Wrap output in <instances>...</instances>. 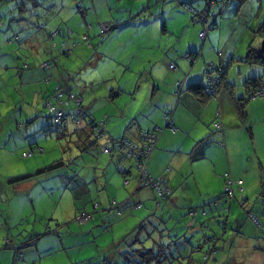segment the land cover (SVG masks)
Segmentation results:
<instances>
[{"label": "crops", "instance_id": "1", "mask_svg": "<svg viewBox=\"0 0 264 264\" xmlns=\"http://www.w3.org/2000/svg\"><path fill=\"white\" fill-rule=\"evenodd\" d=\"M47 1L49 0H27L24 2L30 9H38L36 14L25 5L23 7L21 0L22 4L18 5L20 10L17 9V6H12L14 3L5 4L12 7V14L19 10L18 18L14 17V21L9 26V32L13 30L14 22L27 21L31 12L35 15L30 17H36L38 20L30 30L23 34V37L27 35L24 38L25 44L30 49L27 57L23 58L19 51L20 45L17 46L15 38L11 37L13 41H7L6 48L8 50L13 49L12 53L10 52V59L14 58L17 63L12 64L4 59V66L6 69H16L14 73L17 72L21 84L35 87L34 93L38 99L37 103H45L46 106L48 98L58 87L71 91L81 99L84 113L88 114L90 118L93 117L97 122L105 121L102 136L97 141L94 140L97 147L100 145L99 142L104 141L102 153L110 157V161L106 167H103L101 173L97 174L95 170L93 175H85L84 180L81 181L82 189L79 191V196L82 208L79 206L75 215L80 211H86L93 214L94 218L86 225V228L78 229L77 233L75 227H68L69 236L76 234L83 236L75 246H70L69 239L66 240L62 236L61 238L50 236L44 239H42L43 236H39L32 246L26 247L25 245L30 239L37 237L35 236L37 232L34 233L35 235L32 234L33 236L27 241L21 240V232H13L10 219L8 220L9 217H12L10 215L11 210L15 208L13 198L18 193L17 189L34 179L12 186L13 195L10 196L7 192L6 199L0 197V264H42V260L50 257L51 253L56 250H67L90 244L91 242L87 240L86 236L97 235L96 229L98 232L103 229L114 233L116 228L120 230L121 236L119 241L116 242V238H114L109 245L108 252H111L110 254H105V252L104 258L101 256L97 260L98 256L94 258L70 256V264L73 262H75L73 264H81L82 262H89V264H126V254L131 252V247L138 248L140 246L158 249L162 252L161 260H164L165 264L168 262L171 264H188L189 262H191L190 264H264V232H262L264 225H258L259 221L250 217L255 225L260 226L257 230L246 218V215L242 214L234 221L238 225L236 226L237 232L231 231L234 223L231 224L230 220L235 205L226 196L220 199L226 190V175H228L229 181L234 182V199L237 198V195L243 198L241 199V207L247 209L248 215L249 212L258 213L257 205L249 207L248 198L244 195L248 189L250 190L248 181L251 172L256 174V182L258 180L264 181V99H250V92L253 89H248L246 82L261 77L260 79L263 80L264 84V68L259 65L250 66L244 60L250 47H255L257 41L259 43L263 40L262 35L258 32L264 25V19L256 27H250L249 24L248 27H245L246 33L250 32V28L254 29L252 34L255 44L250 43L246 48L248 49L247 55L239 57L236 47L230 48L229 41L226 40V30L229 31L226 29V23L228 27L230 22L237 19L238 12L241 11L240 9L244 4L239 5L237 13L234 15L235 20L232 17L227 18L225 13H221L220 15H223L221 21L218 27L214 29L219 31L212 35L208 33L205 43L200 40V34L205 31L210 22L201 16L202 12L200 11L205 9L207 15L210 5L208 3L205 6L199 4L197 7L201 6V8L200 11H196L197 16L195 17H197V21L201 19L199 23L204 26L198 25L199 23L193 20L196 26L189 24V30L193 29L192 40L185 42V48L179 50L180 54L184 53V58L186 55H190L196 59V62H192L179 56H177L179 58L174 59L171 54H159L160 51L165 50L166 45V41H162V39L159 41V36L162 38L163 35L169 36V38L175 37L176 40L182 38L174 25L168 24L171 15H168L167 12L176 10L175 13L173 12L174 14H188L193 18V14L185 6L194 7L191 4L194 0H159L160 3L158 4L155 3V0L130 1L131 6L126 10L128 19L137 26L139 23L145 24L144 28L147 30L142 32L144 45L149 44L153 38H158L152 47L148 46L150 49H158V53H155V56H153L154 53H151L153 57L149 63L152 64L149 69L146 66L147 77L137 82V86L143 84L147 87L144 103L139 108L133 107L127 115L128 120L120 122L118 119L126 116L124 111L118 108V112H110L108 110L110 102L107 98H104L102 104L98 105L97 101H93L91 96L87 94L86 89L79 93L67 81V77L70 79L71 73L69 74L67 70L69 64L65 62L66 59L63 60V56L66 58L70 56V52H73L79 61L85 60L88 47L84 45V38L88 39L91 35L89 34L91 29L98 26L94 24L96 23L94 21L92 25L87 26L88 31L85 33L86 35L83 34L85 37L83 35L78 36L67 28V18L71 17L72 21L75 22L80 21V12L76 10V7L80 5L91 9L96 4L95 0H51L49 11L41 8V6L45 7L44 3ZM99 1L102 2V0ZM246 2H251V0H246ZM252 2L254 1L252 0ZM109 3L110 1H107L105 4ZM105 4L99 3V9L92 10L95 18L102 21L103 16L110 9L107 6L102 7ZM110 4L115 6L114 3ZM119 8L117 7L116 10L121 12L122 9ZM261 11H263L262 8ZM146 12L149 14L145 15ZM59 16L61 22L55 24L54 22ZM157 18L163 21L161 29L159 26L157 29L155 23ZM105 23L103 21V24H100L101 31L103 26L110 27ZM6 27L5 21L0 18V28L6 29ZM34 27H39L42 33L40 37L32 34ZM58 30L61 31V34H57L54 39L49 40V35H53ZM16 36L21 42L20 34ZM176 40H173L172 47H177L179 41ZM50 41L53 43L52 50L49 47L52 44ZM46 42L48 43L47 47L44 44ZM199 43L202 44L200 50H198ZM178 49H174V52ZM53 57L55 62L58 61L59 68L45 66L47 63H52ZM235 61L244 66L238 68L239 79L230 76L231 63ZM172 64L176 66L175 70L170 69ZM213 65L228 68L224 85L220 87L217 95L212 97L196 94L193 91V86L206 83V70ZM245 70H247L246 73ZM237 91L240 93L238 97L235 94ZM118 97H120V93L116 92L111 96L114 106H116L115 100ZM63 99L67 100L68 98L66 99L64 96ZM237 100L243 101L244 104L237 103ZM253 104L256 106L252 107ZM74 106L73 103L68 104L67 110L73 113L72 108ZM233 108L235 112L232 113ZM103 109H106L105 113L110 118L112 117L110 121ZM229 113L234 116L228 121ZM166 114H169L173 119L174 130L166 129L164 131L157 142V149L154 150L147 164L150 177L164 179L167 187L172 191L171 198L161 202L153 189L136 190L135 172L131 171L126 175L121 173L122 165H125L129 170L132 164L126 161L127 159L120 153L111 150V147L113 142L120 137H125L133 143H140L142 133L164 129ZM219 119L221 127L217 129L215 122ZM68 122H70L69 126H72L69 130L73 132L76 128L71 118L68 119ZM18 126L20 127V124ZM79 139H86V136L81 132ZM240 145L251 149L255 156L257 163L251 170L248 168L241 169V163L232 159L235 149H238ZM81 146L84 153L89 151L87 147L95 148V144L91 146L86 144L85 147L83 143ZM107 149L111 150L109 154L104 152ZM239 150L241 149L239 148ZM249 154L252 155V153ZM116 168L118 173L114 171ZM48 174L42 175L40 178ZM126 178L130 179L127 183ZM206 196L216 197L215 200H217L214 201L215 204L210 209L201 207L203 198ZM258 198V201L262 200L261 204L264 210V191L259 192ZM25 201V199L22 200L16 207L24 209L28 202L25 204ZM114 203H127L122 209V216L118 215L119 212L117 211L119 210L113 207ZM137 204H142V208H135ZM8 207H10V211H7ZM162 207L164 209H162L159 217L157 209ZM201 209H203L202 212ZM184 216H188V218L184 220ZM208 218L215 220L213 227H208L209 224H205V219ZM245 218L248 220L247 222ZM99 219H101V223H99ZM189 220L190 224L188 223ZM92 222L93 226H91ZM143 222L145 223L144 229L138 230ZM178 223L185 224L186 229L189 230L185 231L183 236H180L183 230ZM69 224L68 222L63 225ZM207 228L209 231L206 232ZM3 232H6L7 235ZM182 238L184 240L177 243ZM137 240L139 242H136ZM141 242H143L142 245ZM19 257H21L20 261Z\"/></svg>", "mask_w": 264, "mask_h": 264}, {"label": "rangeland", "instance_id": "2", "mask_svg": "<svg viewBox=\"0 0 264 264\" xmlns=\"http://www.w3.org/2000/svg\"><path fill=\"white\" fill-rule=\"evenodd\" d=\"M50 1L51 0L46 2L48 4L44 3L45 7L41 6V8H45V10L49 11V9H51L49 8ZM107 1L114 3L115 6L110 3V5L105 4ZM130 1L135 0H102L105 4L102 7L107 6L110 8L105 16H103V21H105V24L109 26H116L106 34H102L100 28V24H103V21L95 18L92 11L93 9H99V3L102 2L95 0L96 4L91 7V9L78 5L76 10H79L80 12V21L75 22L72 21L71 17H68L66 21L67 28L80 36L87 33V26L92 25L94 21H96L94 24H97L98 26L94 25L95 27L91 29L89 33L91 35H89L88 39L84 38V45L88 47L87 54L85 53V60L81 57L83 61H79L76 58V54L73 52H70V56H67L66 58L63 56V60L66 59L65 62L69 64V68L67 70L69 71V74L71 73V77L70 79L67 77V81L72 85V88L75 91H79V93H82V90L86 89L87 94L91 96L93 101H97L98 105L102 104L104 98H107L110 102V108L108 109L110 112H118V108H120L121 111H124L126 116L118 119L120 122L128 120L127 115L132 111L133 107L139 108L140 105L142 106L144 103L147 87L143 84L137 86V82L140 81V79L147 77L146 73H148V70L146 69V66H148L149 69L152 64L149 63L150 59L155 56V53H158V49L155 50L148 48V46L152 47L155 40H158V38L155 37L149 41V44L144 45L142 32L147 30V28H144L145 24L139 23L137 26L128 19L129 16L126 10L129 6H131ZM155 1L156 4L160 3L159 0ZM211 1L218 2L221 7V12L223 14L225 13L227 18L232 17L235 20L234 15L237 13L239 0H194L193 3H191L194 6L192 8L198 12L201 8V6L197 7L199 4L205 6V4L208 3L210 5ZM253 1L254 2H246L242 5V9H240L241 11L238 12L239 15L237 19L228 24V27L230 28L227 27L226 23V29H229V31L226 30V40L228 39V45L230 48L236 47L237 55L239 57L246 56L248 52V49H246L247 46L252 42L254 43V35L252 34L254 29L250 28V32L246 33L247 31H245V27H248V24L250 27H256L257 24L262 22V19H264V0ZM140 2H142V0ZM8 3H14L12 6H17V9L19 10L20 8L18 5L22 4L20 0H0V11H2L0 18L5 21V26H7L6 29L0 28V52L3 50L2 53H0V197H5L6 199L7 192L8 195H13L11 192L13 188L8 184V180L11 177L34 173L38 169L46 167L57 160L64 159L66 163L65 167L50 172L45 177H35L33 178V181L26 183L21 188L17 189L18 193L16 194V197L13 198L15 208L11 210L10 215L12 217H9L8 220L10 219L13 232H21V240L23 241H27L30 237L35 235L34 233L37 232V235L35 236H43L42 239L50 236L54 238H61L62 236L63 238H66V240L69 239L71 244L70 246H75V244L82 239L83 236L78 234L69 236L68 227H75L76 233L79 231L78 229L87 227V224L83 225L79 222H74L76 211L79 210V206L82 208L79 196V191L82 189L81 181L84 180L85 175H93L95 170L97 174L101 173L103 167L108 165L110 157H107L102 153L104 141L99 142L100 145H98V147L97 143H95L94 149L93 147H87V150L89 151L84 153L82 148L80 150L79 148H76V144H74L75 140L79 139L73 138L71 143L66 139H61V136L59 135V127L56 125L49 110L46 108L45 103H37L38 99L34 93L36 91L35 87H31L23 83L21 84L20 77L17 72L14 73L16 69H6L4 66V63L5 61L7 62V60L12 64L14 62L17 63V60L14 58L10 59V55L12 53L11 51H13V49L8 50L6 48L8 45L7 41L9 42L11 37L15 38L17 46L20 45L19 51L23 55V58L25 59L27 57L30 49L27 47L28 45L25 44L24 38L27 37V35L23 37V34L27 32V30H30L32 25L36 24V20H38L36 17H30L35 15L38 9L36 10L33 8L32 10L25 5L35 14L32 12L29 13L30 15L28 16V20L22 21V23L18 21L14 22L12 25L13 30L9 32V26L14 21V17L18 18L19 10L16 11L17 13L12 14V7L5 5ZM127 5L128 7H126ZM117 7L122 9V11H117ZM261 8L263 11H261ZM175 11L171 10L167 12L168 15H171V19H169L168 24H173L174 28L177 29V33L181 35L182 38L180 40H176L175 37L169 38V36L163 35L162 38L159 36V41L161 39L162 41H166L165 50L160 51L161 53L159 52V54H171L174 59L179 57L184 58V53L180 54L179 50L180 48L182 50L185 48V42L187 43L192 40L193 29L189 30V24L195 25L191 15H185L182 13L174 14ZM200 12H202V17L211 22L210 19L213 17H208L205 9ZM88 13L90 14L87 15ZM147 14H149V12H146L145 15ZM222 16L223 15H220L218 17L219 22L217 19V25H219ZM60 18L61 17L59 16L54 23L56 24L61 22ZM155 23L157 24V29L158 26L159 29L163 27V21H160V19L157 18V22ZM198 25H202V23H199ZM209 26L210 25L208 24L205 30H209L208 32L211 35L219 31H215L214 29L210 30ZM39 27L32 28V34L37 37L42 35ZM17 34H20L22 37L21 42L18 41L19 39H16ZM85 35L83 36L85 37ZM173 40L179 41L177 47H172ZM168 41H170L169 45L167 44ZM262 42L263 40L259 43L257 41L256 46L254 45L255 48L261 49ZM44 44L47 47L48 43L46 42ZM201 46L202 44L199 43L198 50H200ZM177 48L179 49L174 52V49ZM182 50L181 52H183ZM151 53H154L153 56ZM4 59L6 60L4 61ZM63 60L62 64L64 65ZM2 67L3 69H1ZM239 67L244 66L236 61L231 63V78H240L238 75ZM246 72L247 70H245V73ZM115 92L120 93V97L115 100L116 106L113 105V98H111ZM235 94H237L236 97H238L240 93L237 91ZM65 98L67 99V97ZM260 99L264 98H258V100ZM237 101V103L244 104L243 101ZM254 106L256 105L253 104L252 107ZM233 111L234 108L232 113ZM103 112L107 115L105 113L106 109H103ZM232 113H229L228 121L232 118V116H234ZM107 117L109 121L112 118H110L109 115H107ZM20 123L23 127L18 126ZM68 128H72V126H68ZM235 134L237 135V133ZM239 148L241 150H239ZM239 148L235 149L232 159L238 160V162L241 163V169L248 168L251 170L257 163L252 150H249L241 145ZM32 152L34 155L26 158L25 154ZM249 153H252V155ZM126 161L133 164L130 160ZM114 171L118 173L117 168L114 169ZM262 177L263 175L261 176V180ZM227 178L228 177H226V180ZM249 178L248 185L250 190L248 189L244 196L248 198L249 207L257 205L258 213H255L256 215H252L255 216L260 225H264V210L261 204L262 200L258 201L259 192L262 191L263 188V185L261 184L262 181L258 180L256 182V174L253 172L250 173ZM215 198L216 197H204L201 207L204 206L203 209H210V207L215 204ZM24 199L26 200L25 204L27 201L29 202H27V206H25L24 209L17 208V204ZM241 199L243 198L238 195L236 199H230L235 205L230 220L231 224L234 223L231 231L237 232L236 226L238 225L234 221L242 214H245L246 218L250 220L258 230L259 227L250 219L247 209L241 207ZM162 209H164V207L157 209L159 212L157 215L159 217ZM203 209H201V212ZM7 211H10V207H8ZM95 217H97V215H95ZM187 218L188 216H184V220ZM246 218L245 220L247 222L248 220ZM217 220L219 221V219ZM98 221L101 223V219ZM162 221L164 222L165 220ZM68 222L70 223L69 225H63ZM188 223L190 224V220ZM205 224H209L208 227H213L215 225V220L209 218L205 219ZM178 225L183 230L181 231L182 235L180 236H183L185 231L188 229H186L185 224L178 223ZM91 226H93V222L91 223ZM51 231H57L59 234L57 233L56 235L54 233H50ZM207 231H209L208 228L206 229V232ZM96 232L97 235L95 236H86L87 240L91 242L90 244L85 245L84 247L78 246L77 248L67 250H56L54 253H51L50 257L44 258L42 260V264H70V256L76 257V255H78L83 258L86 256L87 258H94L98 256L96 258L97 260L103 256L105 252V254H110L111 252H108V247L114 238H116V242L117 240L119 241L121 236L120 230L116 228L113 231L114 233H112L110 230L102 229L98 232V229H96ZM262 232H264V229ZM3 233L7 235L6 232ZM182 240L184 239L182 238L178 240L177 243ZM101 258H104V256ZM20 260L21 257H19V261ZM81 264H89V262H82ZM162 264H165V262ZM166 264H171V262Z\"/></svg>", "mask_w": 264, "mask_h": 264}, {"label": "trees", "instance_id": "3", "mask_svg": "<svg viewBox=\"0 0 264 264\" xmlns=\"http://www.w3.org/2000/svg\"><path fill=\"white\" fill-rule=\"evenodd\" d=\"M26 1L27 0H21V2L23 3L22 4L23 7L25 5L24 2H26ZM245 3H246V0H239V5L245 4ZM185 7L193 14V20H194V22H196V23L201 22V20L200 21H197L198 19H196L197 17H195V16H197V12L192 7H190L189 5H187ZM209 8L210 9L208 10L207 15L210 18H211V16L213 17L211 19L210 24H209L210 25L209 26V29L210 30L211 29H216L218 27L217 22H216V19H218V17L222 13L221 12L220 4L218 2H211ZM115 27L116 26H110V27H108V29H109L108 32L111 31ZM58 31H59V34H61V31L60 30H58ZM208 31L209 30H205V32H207V35L209 33ZM258 33H260L262 35V38L264 39V25L260 28V30H259ZM51 37H52V34L49 35V40H51ZM206 38H207V36H206ZM17 39H19V38H17ZM200 40L202 41V43H205V41H206V39L205 40H202L201 38H200ZM9 41H13V40L10 39ZM52 46H53V43L49 46L51 50L53 49ZM244 61H245V63H247L250 66H258L259 65L262 68H264V51L262 50V47H261V49L255 48V47H250L249 52H248V55L246 56V59ZM47 65L50 68H52V67L59 68L58 61L55 62V58L54 57L52 59V63H47ZM212 67H215V68L219 69V71L221 72V74H220V80L222 82L221 86L224 85V83L226 81V76H227V73H228V68L227 67H224V68L223 67H218V66H214V65ZM212 67H208V69L209 68H212ZM206 72H207V70H206ZM260 78L261 77H259V78L256 77V78L250 79V80H248L246 82L247 88L248 89H250V88L253 89L250 92V94H251L250 95V99H253L254 96L259 95L260 93L263 92L264 84H263V80L260 79ZM205 80H206V76H205ZM206 85H207V83H205L204 85H202V83H201L200 86H198V85L197 86H193V91L196 94H204V95H206L208 97L214 96V95L209 94L208 92H206ZM60 86H62V84ZM60 89L58 87L55 90V92H53L51 94V96L48 98V100L46 102V108L49 110L52 118L54 119V121L56 123V125H58V127H59V131H60V134L59 135L61 136V139H66L68 142L71 143L73 141V138L77 137V139H79V136L81 135V132H82V134H84L86 136V139L75 140L74 144H76L75 145L76 148H79L81 150V148H82L81 144H83V143H84V145H86L88 143L87 144L88 146L94 145L95 142L102 136V132L104 130V126L94 127L93 125L94 124H97L99 122H97L93 117L90 118V116L88 114H86V115L77 114L76 113V109L77 108H76V105L75 104H74L75 106L72 108V112L73 113H71L70 111H68L67 110L68 109V105L66 104L67 100H65V99L56 100V98L54 97V95L56 96L55 93L58 90L61 91V92H63V95L65 97H67V98H69L70 95H74V94L71 91L64 90L62 87ZM74 96L77 97L76 95H74ZM262 97H264V96H262ZM262 97H258V98H262ZM52 107H54V110H52ZM81 109H84L82 103H81ZM59 113H62L63 114V118L60 119L59 121H56V117H57V115ZM86 117L87 118L89 117V118L87 119ZM166 117H169V120H171V124H173V128H174V121H173V119L170 117L169 114H166ZM166 117L164 118V120L166 122V126H165L164 129H158V130L156 129L153 132H147V133L144 132V133L141 134L140 143H134V144L142 145L143 142H144V138L143 137H144V135H147V134H160V137H161V135L164 133V131L166 129H170L171 128L167 124L168 123V119ZM69 118H71V120L73 121V123H74V125L76 127V129L73 132H71L69 130V128H68L69 123H70V122H68V119ZM103 123L105 125V121L104 120H103ZM217 123H220V119L215 122V127L217 129H219L220 127H217ZM220 125H221V123H220ZM20 127H23V125L21 123H20ZM173 128H171V129H173ZM160 137H159V139H160ZM119 139H120V141H119ZM119 139H117L115 142H113L112 147H111L112 148L111 150H114L117 153H120L124 158H126L127 160H130V161L133 162L132 166L130 167L131 169H129V170L126 168L125 165H122L121 173L123 175H126L127 173H129L131 171H134L135 172V174H136L135 182H136V186H137V188H136L137 191L140 190V189H145V188L152 189L151 186L146 185L145 182L139 183L140 182L139 181V172L137 170L138 162H137L136 158L135 157H131L130 155H128L127 153L122 152L119 149V145L121 146L125 142L126 143H133V142L130 141L129 139L125 138V137H120ZM118 141H119V144H118ZM156 149H157V144H156L154 150H156ZM111 150H110V152H111ZM104 152H105V150H104ZM109 153H107V154H109ZM32 155H34L33 152L32 153H29V154H27V153L25 154L26 158L27 157H32ZM65 166H66L65 160L64 159H60V160H57V161L51 163L50 165H48L46 167H43V168L38 169L34 173H29V174H25V175H21V176H17V177H11L8 180V184L10 186L19 185V184L25 183V182H27V181L35 178V177L48 174V173L53 172V171H55L57 169H61V168L65 167ZM147 173H148V171H147ZM148 176H149V178H151L150 175H149V173H148ZM226 177H228V175H226ZM152 179H154V178H152ZM228 179H229V177L226 180L227 181L226 190H225L224 194L221 196L220 199H223V196H226L229 199H234V197H235L234 191H233V189H234L233 188L234 182L232 180L229 181ZM129 180L126 178V183ZM261 184L263 185L262 191H264V181H262ZM227 188H230L233 191V194H230V192L227 191ZM153 190L156 192L157 198L161 202L162 201H166V200H168V199L171 198V196H169L167 198H162V197L159 196L158 192L155 189H153ZM171 193H172V191H171ZM215 201H217V200H215ZM125 204H127V203H125ZM125 204L124 203H121V204L120 203L119 204L118 203H114V206L113 207L115 209L119 210V211H117V212H119L118 215L122 216V213H123L122 209L126 206ZM138 206H140V208H138ZM135 208L141 209L142 208V204L135 205ZM83 214H89L91 216V218H90V220L88 222H80V217ZM249 216L253 220L256 219L255 216L252 215L251 212H249ZM93 218H94L93 214H91L89 212H86V211H80L75 216L74 220H76L80 224H88ZM258 225H260V223H258ZM144 227H145V223L143 222L138 227V230L144 229ZM50 233L56 234L57 231L56 232H52L51 231ZM38 238L39 237H35V238L31 239L29 242L26 243L25 246L26 247L27 246H32L37 241ZM136 242H139V241L137 240ZM142 243L143 242H141V245H142ZM161 253L162 252H160L156 248H146L144 246H140L138 248L131 247V252H129V253L126 254V260H127V263L126 264H162L165 261L164 260H161ZM190 263L191 262H189L188 264H190Z\"/></svg>", "mask_w": 264, "mask_h": 264}, {"label": "built area", "instance_id": "4", "mask_svg": "<svg viewBox=\"0 0 264 264\" xmlns=\"http://www.w3.org/2000/svg\"><path fill=\"white\" fill-rule=\"evenodd\" d=\"M108 27L107 26H103L102 28V33L105 34L108 32ZM59 34V31H57L56 33H54L51 37V39H54L55 36ZM207 36V32H203L200 34V38L202 40H205ZM87 39V38H85ZM186 59L192 61V62H196V59H193L190 55H186L185 56ZM46 67H48V65H45ZM170 69L175 70L176 66L174 64H172L170 66ZM220 74L221 72L219 71V69L212 67L207 69L206 72V92H208L209 94L212 95H216L220 89V86L222 84L221 80H220ZM56 96L54 95V97L56 98V100H61L63 99V92L61 91H57ZM264 96V89L263 92L260 93L259 95L254 96L253 99H257L258 97H262ZM73 103L76 105V113L77 114H83L86 115V113H84L81 109V103L82 100L79 99L78 97H75L74 95H70L69 98L67 99L66 104H70ZM52 110H54V107H52ZM63 118V114L59 113L56 117V121H59L60 119ZM168 119V126H170L171 128H173V124H171V120H169V117H166ZM94 127L97 126H104L103 121L99 122L97 124L93 125ZM217 127H221L220 123H217ZM160 134H147L144 135V142L142 145H137L134 143H124L121 146L119 145V149L124 152L127 153L128 155H130L131 157H135L138 165H137V170L139 172V183H143L145 182L146 185L151 186L152 189H155L159 196L162 198H167L170 196L171 194V190H169V188L167 187L166 182L164 181V179L160 178V179H152L149 178L148 173H147V164L148 161L150 159V156L152 155L155 146L159 140ZM120 141V139H119ZM118 141V144H119ZM106 153L110 152V149L105 150ZM227 191L230 192V194H233V191L230 188H227ZM138 208H140V206H138ZM91 216L89 214H83L80 217V222H88L90 220ZM256 222V221H255Z\"/></svg>", "mask_w": 264, "mask_h": 264}, {"label": "water", "instance_id": "5", "mask_svg": "<svg viewBox=\"0 0 264 264\" xmlns=\"http://www.w3.org/2000/svg\"><path fill=\"white\" fill-rule=\"evenodd\" d=\"M262 50L264 51V39H263V42H262ZM170 129H171V128H170ZM171 130H174V128L171 129Z\"/></svg>", "mask_w": 264, "mask_h": 264}]
</instances>
